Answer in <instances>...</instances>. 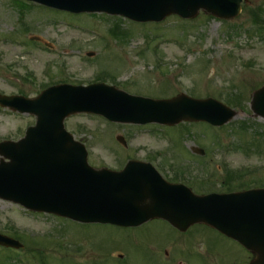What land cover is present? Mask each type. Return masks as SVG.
I'll return each instance as SVG.
<instances>
[{
  "label": "rangeland",
  "instance_id": "374dc122",
  "mask_svg": "<svg viewBox=\"0 0 264 264\" xmlns=\"http://www.w3.org/2000/svg\"><path fill=\"white\" fill-rule=\"evenodd\" d=\"M254 9H260L262 18L252 14L264 26V0H249L229 23L201 13L187 22L173 16L156 24L0 0V94L37 97L43 85L68 81L66 73L73 76L69 81L78 84L102 77L129 94L154 99L184 93L225 103L229 97L233 103L243 102L244 109L231 106L237 115L222 130L204 122L173 127L114 125L92 115L70 117L66 126L86 145L89 162L96 168L118 171L131 159L157 152L172 156L174 173L190 170L210 178L216 193H231L225 191L230 180L231 190L264 183V119L255 118L250 109L252 93L264 86V37L260 26L251 21ZM44 44L51 49L42 50ZM90 52L94 58L83 56ZM34 123L32 116L0 109V142L20 140ZM119 136L125 137L128 148L116 141ZM258 145L261 152L249 154L243 149ZM192 148L206 156H193ZM209 168L212 172L204 171ZM226 169L234 172L226 175ZM9 228L29 235L28 239L13 237L24 244L22 251L35 246L36 252L21 255L24 264H161L157 254L167 249L171 259L187 264H247L249 260L242 246L205 226L197 225L182 237L160 220L135 229L81 224L0 199V232ZM119 253L126 256L125 262L117 261ZM10 254L0 251V264H10Z\"/></svg>",
  "mask_w": 264,
  "mask_h": 264
},
{
  "label": "water",
  "instance_id": "95a60500",
  "mask_svg": "<svg viewBox=\"0 0 264 264\" xmlns=\"http://www.w3.org/2000/svg\"><path fill=\"white\" fill-rule=\"evenodd\" d=\"M74 13L103 12L137 22H161L178 15L198 16L201 10L221 19L235 18L243 0H28ZM4 103V102H2ZM43 136L13 153L0 146L11 164L0 165V198L34 211L52 212L82 222L138 226L163 218L182 231L195 223L212 226L238 240L256 255L251 264H264V190L233 195L197 197L188 189L163 181L148 165L129 163L120 173L88 166L84 146L64 130V119L75 112H98L111 120L174 125L207 121L229 122L235 111L212 100L179 96L153 101L129 96L105 86L53 88L29 101ZM251 108L264 118V88L253 94ZM0 244H19L0 236Z\"/></svg>",
  "mask_w": 264,
  "mask_h": 264
},
{
  "label": "trees",
  "instance_id": "16d2710c",
  "mask_svg": "<svg viewBox=\"0 0 264 264\" xmlns=\"http://www.w3.org/2000/svg\"><path fill=\"white\" fill-rule=\"evenodd\" d=\"M232 97H237V96L232 95Z\"/></svg>",
  "mask_w": 264,
  "mask_h": 264
},
{
  "label": "flooded vegetation",
  "instance_id": "af4514ba",
  "mask_svg": "<svg viewBox=\"0 0 264 264\" xmlns=\"http://www.w3.org/2000/svg\"><path fill=\"white\" fill-rule=\"evenodd\" d=\"M178 170V169H177ZM183 171H187V170H183Z\"/></svg>",
  "mask_w": 264,
  "mask_h": 264
}]
</instances>
